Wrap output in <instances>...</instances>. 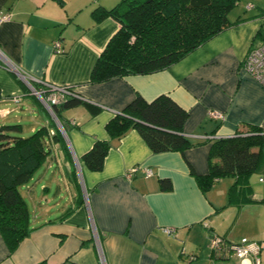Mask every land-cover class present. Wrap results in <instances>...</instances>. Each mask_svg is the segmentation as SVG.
Listing matches in <instances>:
<instances>
[{
  "label": "crops",
  "instance_id": "obj_1",
  "mask_svg": "<svg viewBox=\"0 0 264 264\" xmlns=\"http://www.w3.org/2000/svg\"><path fill=\"white\" fill-rule=\"evenodd\" d=\"M117 1L0 0V14L8 16L0 22V125L19 118L21 111L33 118L29 132L22 126L24 135L55 123L32 93V83L71 86L99 107L95 113L85 105L60 111L67 151L51 141L45 170L20 187L31 230L13 251L0 234V264H255L253 256L217 258L211 239L217 234L230 241L232 226L246 211L261 221L241 238L264 239V193H254L247 178V191L235 189L230 197V176L204 191L190 169L207 174L215 138L247 126L264 133V85L242 67L249 48L261 41L256 37L261 21L240 19L165 69L89 83L99 53L119 27L112 17L95 22L92 10ZM56 41L61 52L54 50ZM160 94L188 112L182 132L192 143L189 148L154 153L135 129L110 139L109 119L136 95L151 101ZM211 110L223 117H211ZM95 140L110 141V147L102 168L93 171L79 158ZM50 172L49 181H56L63 199L57 210L47 203ZM163 178L170 180V189L160 188Z\"/></svg>",
  "mask_w": 264,
  "mask_h": 264
},
{
  "label": "trees",
  "instance_id": "obj_2",
  "mask_svg": "<svg viewBox=\"0 0 264 264\" xmlns=\"http://www.w3.org/2000/svg\"><path fill=\"white\" fill-rule=\"evenodd\" d=\"M235 3L236 0H118L109 8H94L92 16L95 22L112 17L119 27L99 53L88 82L99 83L113 77L165 69L239 22L240 19L231 21L228 18ZM256 37L264 40V32L260 28ZM32 85L40 87L37 83ZM67 87L74 92L71 86ZM78 105H85L91 113L99 109L76 93L50 105L64 130L66 125L60 111ZM187 118L188 112L165 94L151 101L136 95L121 112L108 120L105 130L112 140L119 139L129 129H135L154 153L183 152L192 145L182 132ZM53 140L67 151L65 140L53 122L26 135L20 123L0 125V234L9 251H13L31 230L27 203L20 187L29 183L37 170L45 165L52 152ZM262 146L264 133L261 129L247 126L233 136L215 138L211 142L207 174L197 175L192 169L190 172L204 191L217 179L232 177L229 193L232 197L235 189L247 191L248 176L260 170ZM109 147L110 141L95 140L79 162L89 170H100ZM73 179L77 181L75 167ZM159 182L161 189L171 188L169 179L163 178ZM75 185L79 186L77 182ZM78 197L81 200V193ZM70 210L68 208L64 213ZM213 254L217 258H229L226 254Z\"/></svg>",
  "mask_w": 264,
  "mask_h": 264
},
{
  "label": "built area",
  "instance_id": "obj_3",
  "mask_svg": "<svg viewBox=\"0 0 264 264\" xmlns=\"http://www.w3.org/2000/svg\"><path fill=\"white\" fill-rule=\"evenodd\" d=\"M7 17V14H0V22ZM53 47L56 52L62 51L61 44L58 41L53 43ZM242 67L261 85H264V40L260 41L256 45H252L249 48L242 61ZM41 85L43 86L39 88H34L32 86L33 89L31 87V91L44 102L50 111L51 104H56L62 101V99L68 95H75L72 90L64 85H54L48 82H42ZM45 91H48V93L46 94ZM43 94H46V96L43 97ZM9 99L14 102H19L20 100L19 97H10ZM209 115L216 119L223 117L222 112L215 110L209 111ZM134 170L135 168L131 169V171ZM146 174H150V169H146ZM258 179L259 181L264 182V171L259 174ZM203 224L205 226L207 225L206 222ZM171 231V228H164L165 233H171ZM260 248H264V239L260 241H252L247 238H241L239 242H231L217 234H215L211 239V249L217 255H224L228 252L226 255L229 257L234 256L241 259L253 256L255 264H259L258 254Z\"/></svg>",
  "mask_w": 264,
  "mask_h": 264
},
{
  "label": "rangeland",
  "instance_id": "obj_4",
  "mask_svg": "<svg viewBox=\"0 0 264 264\" xmlns=\"http://www.w3.org/2000/svg\"><path fill=\"white\" fill-rule=\"evenodd\" d=\"M90 1V0H89ZM229 20H236V19H259L260 26L262 32H264V0H236V3L231 8L230 12L228 13ZM43 102V101H42ZM44 103V102H43ZM47 107V106H46ZM48 109V107H47ZM49 113L52 115V112L50 109H48ZM19 118H8L6 122L13 123L16 121V119L19 120L20 124L23 126L25 131H28L27 127L32 121V117L24 111H21L18 113ZM53 116V115H52ZM55 119V123L57 124L58 128L61 129V125L58 119H56L55 116H53ZM29 132V131H28ZM260 167L258 171L252 172L248 178L251 188L253 189V192L255 190H258L261 193H264V183L258 181L259 173L260 171H264V146H262V159L260 162ZM46 163L41 167L40 170H38V173H42L45 170ZM38 173L36 176H38ZM51 175V172L47 175V182L45 184L48 185L49 191L46 194V197L50 198L51 200L48 201L49 207L55 208L57 210L56 205L62 202L63 199L60 198L62 196H59L57 194V184L56 181H53L52 183L49 181V176ZM84 189V188H83ZM84 200L87 199V193L85 190H83ZM41 190L38 189V194H41ZM255 193V192H254ZM28 204V203H27ZM31 208V207H30ZM260 220H256V214L252 211H246V213L240 217L236 223L231 228V234H230V241L231 242H239L242 235L249 230H255L258 227V223H260ZM246 238V237H245ZM250 240L249 238H247ZM234 257V256H232ZM260 260H262V264H264V252H262L259 256Z\"/></svg>",
  "mask_w": 264,
  "mask_h": 264
},
{
  "label": "water",
  "instance_id": "obj_5",
  "mask_svg": "<svg viewBox=\"0 0 264 264\" xmlns=\"http://www.w3.org/2000/svg\"><path fill=\"white\" fill-rule=\"evenodd\" d=\"M31 87H32V86H31ZM32 89H33V87H32ZM56 119H57V118H56ZM61 130H62V132H64L63 129H62V127H61Z\"/></svg>",
  "mask_w": 264,
  "mask_h": 264
}]
</instances>
